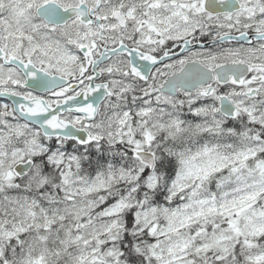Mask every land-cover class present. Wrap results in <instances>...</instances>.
Instances as JSON below:
<instances>
[{"label":"snow or ice","instance_id":"snow-or-ice-1","mask_svg":"<svg viewBox=\"0 0 264 264\" xmlns=\"http://www.w3.org/2000/svg\"><path fill=\"white\" fill-rule=\"evenodd\" d=\"M0 264H264V0H0Z\"/></svg>","mask_w":264,"mask_h":264},{"label":"flooded vegetation","instance_id":"flooded-vegetation-1","mask_svg":"<svg viewBox=\"0 0 264 264\" xmlns=\"http://www.w3.org/2000/svg\"><path fill=\"white\" fill-rule=\"evenodd\" d=\"M7 102L5 99L0 98V103Z\"/></svg>","mask_w":264,"mask_h":264}]
</instances>
